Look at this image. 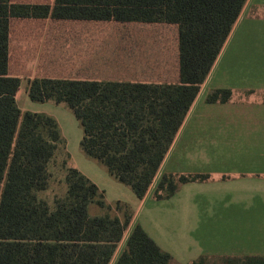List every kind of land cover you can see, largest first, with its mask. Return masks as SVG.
Here are the masks:
<instances>
[{
    "label": "trees",
    "instance_id": "1",
    "mask_svg": "<svg viewBox=\"0 0 264 264\" xmlns=\"http://www.w3.org/2000/svg\"><path fill=\"white\" fill-rule=\"evenodd\" d=\"M247 1L0 0V264H110L134 217L128 203H108L105 190L68 166L69 154L67 192L52 206L39 197L66 140L56 118L18 105L21 77L10 72L12 20L65 22L69 58L60 65L67 68L75 67L83 41L79 23L101 26V54L91 67L99 77L29 78L27 91L36 102L65 103L83 130L84 153L142 199ZM166 42L168 55L161 52ZM233 98L232 89L213 88L205 102ZM211 179L210 173L165 172L154 198L169 199L186 183ZM92 205L105 212L92 215ZM129 233L116 264H182L139 223ZM185 264H264V255L204 254Z\"/></svg>",
    "mask_w": 264,
    "mask_h": 264
},
{
    "label": "crops",
    "instance_id": "2",
    "mask_svg": "<svg viewBox=\"0 0 264 264\" xmlns=\"http://www.w3.org/2000/svg\"><path fill=\"white\" fill-rule=\"evenodd\" d=\"M66 25L13 19L11 74L21 83L42 76L99 77L91 67L101 54V26L79 23L83 41L75 67L67 68L60 65L69 58ZM161 52L169 54V42ZM203 87L206 92L200 91L148 193L119 200L133 209L130 230L139 223L182 264L204 254L264 255V0L247 1ZM213 88L232 89L233 100L206 103ZM247 90L255 93L246 96ZM165 172L210 173L212 179L186 183L171 198L157 200L154 191ZM121 251L118 247L110 264Z\"/></svg>",
    "mask_w": 264,
    "mask_h": 264
},
{
    "label": "rangeland",
    "instance_id": "3",
    "mask_svg": "<svg viewBox=\"0 0 264 264\" xmlns=\"http://www.w3.org/2000/svg\"><path fill=\"white\" fill-rule=\"evenodd\" d=\"M254 14L255 13H249L250 16ZM20 88L17 102L21 110L47 113L53 116L58 121L62 135L66 140V149L62 146L59 147L56 151V156L49 165L51 178L47 189L38 193L40 198L47 200L52 206L55 197L63 196L67 192V185L65 182L66 169L64 168L66 154H69L67 162L68 166L78 168L96 182L101 189L105 190L106 200L109 203L115 204L119 199L128 201L130 195L135 196L130 186L116 180L110 175L103 164L88 157L84 153L80 145L83 137V130L73 111L65 103H56L53 100L46 102H36L31 100L27 91L28 81L26 79L22 80ZM103 212L105 211L96 205L90 207V213L92 215H99ZM112 213L115 214L116 211L113 210ZM120 214L122 213L120 212ZM129 232L130 230L126 231L123 240L119 244V251L125 246Z\"/></svg>",
    "mask_w": 264,
    "mask_h": 264
},
{
    "label": "built area",
    "instance_id": "4",
    "mask_svg": "<svg viewBox=\"0 0 264 264\" xmlns=\"http://www.w3.org/2000/svg\"><path fill=\"white\" fill-rule=\"evenodd\" d=\"M205 92H206V89L204 87H202L201 94H204Z\"/></svg>",
    "mask_w": 264,
    "mask_h": 264
}]
</instances>
